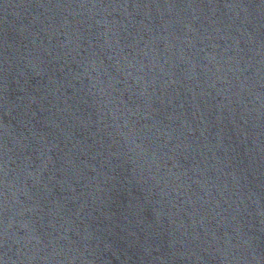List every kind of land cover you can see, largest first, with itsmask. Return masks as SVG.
<instances>
[{"label": "water", "instance_id": "95a60500", "mask_svg": "<svg viewBox=\"0 0 264 264\" xmlns=\"http://www.w3.org/2000/svg\"><path fill=\"white\" fill-rule=\"evenodd\" d=\"M0 264H264V0H0Z\"/></svg>", "mask_w": 264, "mask_h": 264}]
</instances>
